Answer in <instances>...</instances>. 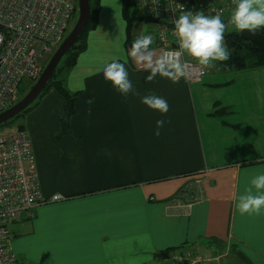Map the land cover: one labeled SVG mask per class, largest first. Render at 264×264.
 <instances>
[{"label":"crops","instance_id":"1","mask_svg":"<svg viewBox=\"0 0 264 264\" xmlns=\"http://www.w3.org/2000/svg\"><path fill=\"white\" fill-rule=\"evenodd\" d=\"M121 7L99 0L98 25L65 77L77 93L69 132L59 134L63 98L54 90L26 112L41 196L61 199L9 224L11 252L31 264H150L183 246L204 259L197 264H264V214L235 207L264 173V65L146 82L128 53L144 34L159 55L154 27L134 22L126 43ZM112 62L124 64L134 92L104 79ZM147 95L169 110L149 109Z\"/></svg>","mask_w":264,"mask_h":264},{"label":"built area","instance_id":"2","mask_svg":"<svg viewBox=\"0 0 264 264\" xmlns=\"http://www.w3.org/2000/svg\"><path fill=\"white\" fill-rule=\"evenodd\" d=\"M133 0L136 13L150 19L156 47L162 52L178 51L174 20L182 12L207 16L221 14L227 21L232 0ZM78 0H0V112L18 101L19 86L35 81L44 60L58 47L77 15ZM236 32L229 25L224 34ZM226 45V44H225ZM187 79L199 81L213 68H203L186 55ZM217 66L220 61L214 62ZM41 196L30 137L24 129L0 131V264H31L10 249L9 224L32 216L35 206L60 200ZM201 259L192 248L175 247L150 264H197ZM209 260V259H205Z\"/></svg>","mask_w":264,"mask_h":264},{"label":"clouds","instance_id":"3","mask_svg":"<svg viewBox=\"0 0 264 264\" xmlns=\"http://www.w3.org/2000/svg\"><path fill=\"white\" fill-rule=\"evenodd\" d=\"M157 2L154 0L155 5ZM234 8L227 21L222 20L221 14L207 16L197 12L184 11L174 20V34L178 43V51L162 52L159 55L151 48L152 35L141 34L133 41L129 56L135 64L149 75L146 82L153 81L157 75L178 83L181 77L187 78V64L183 61L186 55L203 68H216V61H227L230 58L229 50L224 41V34L229 25L234 26L237 33L247 30L255 34L264 27V0H232ZM103 76L121 95L127 96L134 92L132 82L124 64L119 62L108 63L103 68ZM83 90V89H81ZM86 103L91 104L89 99ZM141 103L149 109L161 114L169 110L168 102L156 95L142 97ZM164 120L156 121L155 136L160 135ZM240 215L259 216L264 214V173L252 177L243 194L237 198L235 205ZM147 239V234H145Z\"/></svg>","mask_w":264,"mask_h":264},{"label":"trees","instance_id":"4","mask_svg":"<svg viewBox=\"0 0 264 264\" xmlns=\"http://www.w3.org/2000/svg\"><path fill=\"white\" fill-rule=\"evenodd\" d=\"M98 1L95 0V6H91L89 3V18L87 20L86 25L82 29L80 35L74 41V43L70 46L69 50L62 56L61 60L59 61L52 77L48 80L46 86L39 94L38 98L34 100V102L28 106L25 110H23L20 114L26 113L29 111L30 108L35 106L38 103V100L49 90H54L63 98V106L61 115L59 117V127L60 131L59 134H65L69 132V121L71 116L76 112L75 109V99L77 93L71 92L64 83L65 77L58 78V76L62 72L66 74L69 70L75 65L76 60L79 54L86 49V36L85 34L92 28L94 29L97 22V12H98ZM122 4V13L124 18L126 19V26H125V42L127 43L131 36V27L134 22L136 21H144L150 22L148 18L140 17L136 12L133 6L132 14H130L131 5H133V0H120ZM75 19L73 20L71 26L74 24ZM91 29V30H92ZM225 44L227 49L229 50L230 58L227 61L221 62L218 66L221 68H235V69H243L248 67H255L264 65V27H261L255 34L244 30L242 32H229L225 35ZM222 69V70H223ZM31 87V86H30ZM29 87V88H30ZM21 88L19 87V93L21 92ZM24 95V94H23ZM21 95V97L23 96ZM20 97V96H19ZM20 97V98H21ZM18 98V100L20 99ZM20 114L15 116L14 118L18 117ZM13 118V119H14ZM8 120L5 123L10 122ZM5 125L4 123L0 126ZM15 129H24L23 125H18ZM168 251V250H166ZM166 251L162 252L164 254Z\"/></svg>","mask_w":264,"mask_h":264},{"label":"water","instance_id":"5","mask_svg":"<svg viewBox=\"0 0 264 264\" xmlns=\"http://www.w3.org/2000/svg\"><path fill=\"white\" fill-rule=\"evenodd\" d=\"M89 11V0H78L77 15L74 24L69 28L65 37L51 54L41 74L28 91L12 106L0 112V125L13 119L38 98L48 80L52 77L62 56L69 50L70 46L74 43L86 25L89 18Z\"/></svg>","mask_w":264,"mask_h":264},{"label":"rangeland","instance_id":"6","mask_svg":"<svg viewBox=\"0 0 264 264\" xmlns=\"http://www.w3.org/2000/svg\"><path fill=\"white\" fill-rule=\"evenodd\" d=\"M89 3L91 4V6H95V0H89ZM122 5V4H121ZM108 8H110V2H108ZM98 11H99V1H98ZM128 10H130L129 12H130V14H132V11H133V5H131L130 6V8L128 9ZM121 14V16H122V19L125 21L126 19L124 18V16H123V13H122V7H121V9L119 8V12H118V16ZM98 19H99V17H98V12H97V22H96V26H95V28L97 27V25H98ZM71 24H72V21H71V23H70V25H69V28H71ZM125 25H126V21H125ZM94 28V29H95ZM92 29V28H91ZM89 30L88 31V33L89 32H91L92 30H94V29H92V30ZM88 33H86L85 34V36L88 38ZM87 38H86V42H87ZM83 52V51H82ZM81 52V53H82ZM51 56V55H50ZM50 56L49 57H46V59L44 60V66H45V64L47 63V61L49 60V58H50ZM74 67V66H73ZM72 67V68H73ZM256 67V66H255ZM72 68L69 70V72L72 70ZM252 68H254V67H252ZM223 69V68H222ZM225 69V68H224ZM223 69V70H224ZM243 69H246V68H243ZM249 69H251V67L249 68ZM239 70H242V68L241 69H235V68H231V67H229V68H227V70H224L225 71V73H231V72H233V71H239ZM224 71H223V76H224ZM69 72L68 73H66V74H63V72H62V75L60 74L59 76H58V78H61V77H67V75L69 74ZM34 83V81L32 82V81H30V80H27V79H25V80H23L22 82H21V84H20V88H21V92L19 93V96L21 97V95H23V94H25L27 91H28V89H29V87L32 85ZM19 97V98H20ZM25 115H26V113L24 114V113H22V114H20L18 117H16V118H14L13 120H11L10 122H8V123H4L5 125H2V126H0V131H4V130H14L15 128H17V126L18 125H24L25 127H26V124H25V122H26V120H25Z\"/></svg>","mask_w":264,"mask_h":264}]
</instances>
